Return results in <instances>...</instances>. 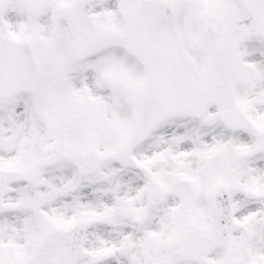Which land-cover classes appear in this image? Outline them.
<instances>
[{
    "label": "snow or ice",
    "instance_id": "6c2138e0",
    "mask_svg": "<svg viewBox=\"0 0 264 264\" xmlns=\"http://www.w3.org/2000/svg\"><path fill=\"white\" fill-rule=\"evenodd\" d=\"M0 264H264V0H0Z\"/></svg>",
    "mask_w": 264,
    "mask_h": 264
}]
</instances>
